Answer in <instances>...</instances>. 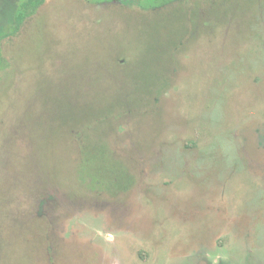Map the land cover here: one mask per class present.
Masks as SVG:
<instances>
[{"label":"rangeland","instance_id":"374dc122","mask_svg":"<svg viewBox=\"0 0 264 264\" xmlns=\"http://www.w3.org/2000/svg\"><path fill=\"white\" fill-rule=\"evenodd\" d=\"M0 55V264H264V0H45Z\"/></svg>","mask_w":264,"mask_h":264},{"label":"trees","instance_id":"16d2710c","mask_svg":"<svg viewBox=\"0 0 264 264\" xmlns=\"http://www.w3.org/2000/svg\"><path fill=\"white\" fill-rule=\"evenodd\" d=\"M45 0H16L11 1V8L7 18L3 24H0V43L3 39L16 35L25 20L36 13L37 9L44 3ZM94 3H100L105 0H91ZM123 4L134 3V0H119ZM136 3L144 10L159 9L162 10L168 4L184 0H135ZM2 56L0 55V69L4 65ZM162 92V91H161ZM160 93V92H159ZM77 136L79 149L83 150L82 137ZM120 179V178H118ZM115 179L112 185L115 183Z\"/></svg>","mask_w":264,"mask_h":264},{"label":"flooded vegetation","instance_id":"af4514ba","mask_svg":"<svg viewBox=\"0 0 264 264\" xmlns=\"http://www.w3.org/2000/svg\"><path fill=\"white\" fill-rule=\"evenodd\" d=\"M119 1V0H118Z\"/></svg>","mask_w":264,"mask_h":264}]
</instances>
